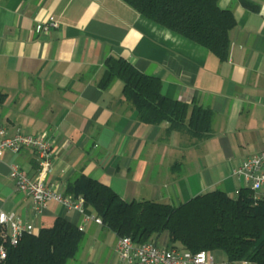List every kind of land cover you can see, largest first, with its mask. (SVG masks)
Instances as JSON below:
<instances>
[{
  "label": "crops",
  "instance_id": "obj_1",
  "mask_svg": "<svg viewBox=\"0 0 264 264\" xmlns=\"http://www.w3.org/2000/svg\"><path fill=\"white\" fill-rule=\"evenodd\" d=\"M219 0L236 25L226 61L205 47L148 20L122 0H0V124L45 134L52 143L48 184L65 193L80 175L97 179L127 202L152 200L178 206L212 190L237 196L244 182L232 169L264 149V0ZM54 16L57 28L35 25ZM121 57L157 77L162 93L212 112L210 134L167 133L168 122L144 124L115 80L98 81L106 58ZM28 177L38 174L32 149L0 159V211L14 213L35 231L76 211L51 201L39 214L16 190L9 164ZM74 264H124L116 234L87 222ZM162 242V240H160ZM214 264H251L209 252Z\"/></svg>",
  "mask_w": 264,
  "mask_h": 264
},
{
  "label": "trees",
  "instance_id": "obj_2",
  "mask_svg": "<svg viewBox=\"0 0 264 264\" xmlns=\"http://www.w3.org/2000/svg\"><path fill=\"white\" fill-rule=\"evenodd\" d=\"M122 1L148 20L205 47L220 61L228 59L229 33L236 21L230 9L220 8L219 0ZM242 3L257 9L249 1ZM103 68L98 85L105 89L120 80L124 97L142 123L166 121L167 133L185 131L197 139L210 134L212 112L166 97L159 78L137 70L121 57L106 58ZM65 194L83 197L85 211L99 216L117 237L130 236L135 243L153 240L193 253L219 250L230 262L264 264V201L255 203L248 187L234 198L217 189L173 206L152 200L127 202L108 185L82 174L67 184ZM83 238V231L64 217L22 235L15 246L3 240L0 228V245L6 250L0 264H66L77 255Z\"/></svg>",
  "mask_w": 264,
  "mask_h": 264
},
{
  "label": "built area",
  "instance_id": "obj_3",
  "mask_svg": "<svg viewBox=\"0 0 264 264\" xmlns=\"http://www.w3.org/2000/svg\"><path fill=\"white\" fill-rule=\"evenodd\" d=\"M58 21L50 16L46 21L35 25V30L45 31L57 28ZM23 148L32 149L38 163V174L35 179L28 177L19 164H9V177L17 191L24 193L32 200V208L36 214L41 213L51 201L59 203L66 211H76L82 216V223L77 225L83 231L87 222L102 224L99 216L87 213L84 209L83 197H72L60 191L56 185L48 184L45 176L52 167V143L42 133L30 134L17 129L9 133L0 124V159L6 152L18 153ZM233 176L241 179L245 186L253 192L254 202L264 201V149L244 158L232 169ZM0 228L3 240L15 246L24 234H32L34 227L14 213L0 211ZM115 250L124 264H214L209 252L193 253L177 247H166L153 240L135 243L130 236L117 237ZM6 250L0 245V260L5 259Z\"/></svg>",
  "mask_w": 264,
  "mask_h": 264
},
{
  "label": "rangeland",
  "instance_id": "obj_4",
  "mask_svg": "<svg viewBox=\"0 0 264 264\" xmlns=\"http://www.w3.org/2000/svg\"><path fill=\"white\" fill-rule=\"evenodd\" d=\"M47 226H50V225H47ZM78 254H79V251H78L77 255L75 256V258L68 260V262L66 264H74V261H75L76 257L78 256Z\"/></svg>",
  "mask_w": 264,
  "mask_h": 264
}]
</instances>
